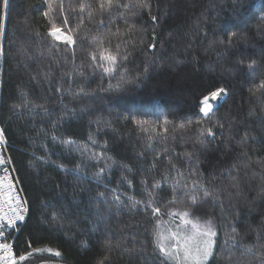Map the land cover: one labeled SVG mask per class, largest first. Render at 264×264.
Here are the masks:
<instances>
[{
    "label": "trees",
    "instance_id": "16d2710c",
    "mask_svg": "<svg viewBox=\"0 0 264 264\" xmlns=\"http://www.w3.org/2000/svg\"><path fill=\"white\" fill-rule=\"evenodd\" d=\"M51 3L50 15L64 31L75 33V45L54 41L47 34L50 25L43 13L48 0H11L6 16L0 0V24L5 26L0 35V127L29 209L15 236L14 251H29L26 242L31 241L32 247L62 253L60 257L39 253L23 264H98L104 256H108L106 264H172L154 248L157 218L152 209L146 210L144 204L130 206L129 197L148 199L141 181L147 182L149 190L160 182L153 207L161 208L162 231L168 221L179 223L169 212L188 210L193 220L211 218L221 241L225 232L231 233L229 225L234 222L241 236L247 233L244 243H255L254 230L264 220V181L252 178L253 170H264L257 163L264 161V99L250 90L264 78V0H242V6L233 0H149L150 9L127 19L119 13L128 10L115 3L111 14L103 16L95 11L97 0H63V13L61 0ZM81 3L92 5L91 19L87 10L80 11ZM25 17L30 25L27 30L21 23ZM141 29L148 30V42L156 32L155 50L121 45L120 52L128 53V60L113 77L88 67L90 52L95 50L93 37L119 30L121 35L104 45L114 49L122 40L138 41ZM232 32L238 34L234 46L217 56L221 49L213 42L227 40ZM22 46L31 59L21 54ZM237 59L245 63L256 59L260 70L253 77L245 66H236ZM81 70L83 77L78 75ZM69 72L71 76L65 75ZM121 75L131 83H124ZM81 86L93 95L74 98L72 93ZM220 86L228 94L212 101L215 111L204 117L199 101ZM25 98L43 108L12 109ZM218 124L223 125V133ZM202 128L214 132V138H205L204 144L197 142ZM246 132L249 139L240 143ZM69 139L84 146L83 152L63 143ZM93 153L103 158L92 160ZM244 153L251 158V167L247 175L243 169L240 172L243 191L239 197L222 195V203L208 198L194 206L182 197H178L180 202L168 203L173 180L191 183L197 179L191 174L195 169L200 170L199 179L209 191H222L229 185L230 174H236L233 164L242 167L249 162ZM77 166L80 173L73 171ZM100 168L104 172L97 178ZM99 193L105 198H99ZM194 194L203 196L202 192ZM113 195L120 197L119 203ZM52 204L65 210L62 221H51ZM107 239L136 251L125 252L122 247L109 253L104 247ZM245 259L256 264L251 256ZM212 264H225L223 256L217 255Z\"/></svg>",
    "mask_w": 264,
    "mask_h": 264
},
{
    "label": "snow or ice",
    "instance_id": "6c2138e0",
    "mask_svg": "<svg viewBox=\"0 0 264 264\" xmlns=\"http://www.w3.org/2000/svg\"><path fill=\"white\" fill-rule=\"evenodd\" d=\"M122 7L127 9V14L124 12L119 13L122 18L127 19L128 17H136L141 14V11L144 9H150L151 5L149 0H134L133 3L120 4L119 0H97V8L95 11H98L101 16L104 13L111 14V11L114 7ZM234 5L242 6V0H233ZM11 0H3V8L5 9V16L7 15V9L10 7ZM80 11L83 13L84 11H88L89 19L93 16V9L91 4L81 3L79 5ZM53 11V6L51 0H48V10L43 13V15L48 18L49 27L47 29V34L53 38L54 41H62L67 45H75L77 43V38L75 33L69 29L68 31H64L61 26L56 22L55 18L50 14ZM59 11L63 13V0H61ZM153 21L157 20L156 16H151ZM264 19V17H262ZM63 25H68L67 17L63 18ZM24 25V29L27 30L30 28L28 18L21 22ZM83 23V21H81ZM100 25L104 24V20L101 19L99 21ZM199 26V25H198ZM80 25H77V29ZM132 28L129 29V34H131ZM141 36L138 41H128L122 40L121 43H117L115 48L104 47L105 43L111 44V37L120 36L119 30L117 32H109L106 36L101 37H93L92 44L95 45V50L90 52L91 62L88 67L93 69L99 68L102 72L108 77H113L117 74V72L122 68V65L128 60V53H121L120 48L121 45L127 49L129 43L133 46L137 44L140 46H146L149 49L155 50L157 47V34L155 31L152 32L150 37L151 42H148V38L146 36L147 29H141ZM5 32V26L0 24V35H3ZM205 36L207 35L206 30L204 31ZM36 36H40V33H35ZM238 34L236 32H232L227 40L221 39L219 41H214L213 45H218L221 51L217 52V56L223 55L227 50L231 49L234 44V38H236ZM21 54L26 56L28 59H31V55L28 53L27 48L21 47ZM0 54H2V49H0ZM237 67L245 66L249 70V74L255 77L257 71L260 70L259 61L256 59H249L246 63L243 59H237L235 61ZM124 72L127 69H123ZM65 75L71 76L72 73H65ZM78 75L81 77L84 76L83 71L81 70ZM121 80L124 83H131L130 80H125L124 76L121 75ZM111 88V84H109ZM120 85H117V89H119ZM60 91V89H58ZM70 91V89L65 90ZM251 94L255 96L257 93L260 94L259 99H264V78L259 79L258 82L255 83L254 88L250 90ZM228 94V89L220 86L216 87L206 95L202 97L199 101V112L203 114L204 117H209L215 111V106L212 101H218L222 96H226ZM74 98H79L81 96L87 97L93 95V93L86 92L84 87L81 86L78 91L72 93ZM24 107L28 109L30 112L34 111L37 107L43 108V105H33L30 104L29 101L25 98V101L21 105H12V109ZM47 111V109H44ZM101 121L97 120L99 124ZM199 123V121H195ZM137 124H147L146 120H136ZM165 123H167V118H165ZM188 123H193V121L189 120ZM184 125H181L183 127ZM217 127L223 133V125H217ZM167 129H165V132ZM231 131V130H229ZM214 138V132L212 128H202L199 131V139L198 143L204 144L205 138ZM231 138V135L229 136ZM4 129L0 128V143L4 141ZM55 139V136H53ZM151 139V137L149 138ZM249 139L248 133H244L241 138L240 143H245ZM68 145H75L76 151L83 152L84 146L77 145L75 141L69 139L67 141H63ZM95 143V141H93ZM245 157H247V153H244ZM188 158L191 159V154H187ZM92 160L100 161L103 158V154H95L93 153L90 157ZM248 158V163L240 165L233 164L232 170L235 171V175L230 174V182L229 185L220 192L213 194V192L209 191V188L205 185V183L201 182L199 176L202 175L199 169H195L191 174L196 175L197 179L193 180L191 183L182 182L181 179H174L172 183L173 195L172 199L168 201V203H177L180 202L178 197L187 198L191 205H196L198 202H203L208 198H211L214 202L222 203V195H227L228 197L236 196L239 197L242 194V178L240 176L241 170H245V175H247V170L251 167V158ZM40 159H43L41 157ZM9 163V160L5 159L3 155H0V169H2V174H0V264H23V262L27 261L29 258L35 256L39 253H49L55 257H60L62 255L61 251L54 250L50 247L48 248H36L32 247V242L28 241L27 247L30 249L29 251L23 254H17L14 251V246L12 243L6 242V234L4 228L7 226L9 228L15 227L17 221L24 220L23 212H27L28 209L24 207L26 201L22 200L19 196L18 189L16 187V181L14 177L11 175L9 168L6 166ZM258 164L262 165L264 168V161H257ZM111 168V165H106ZM63 168V165H60ZM173 169H176V165H172ZM76 173H80L81 169L77 166L74 169ZM178 171V175L183 177V173ZM104 172V168H100L96 173L97 178ZM259 176L262 181H264V170L261 172L252 171V178ZM126 179V178H125ZM167 179V177H165ZM131 184V181H128ZM142 184L145 185L144 191L147 194V201L136 200L133 197H129L131 208H135L138 204H144L145 209H152V214L157 218V223L153 232V242L154 248L159 251L162 256L171 261L172 264H212L213 258L217 257V255H221L224 258L225 264H252V261H247L245 258L251 256L253 261L256 264H264V243L261 241L264 240V220L260 222V227L255 229V243H244L246 239V235L241 236L235 228V223H230V227L232 229L231 233L225 232L224 239L221 241L219 239V232L217 230V226L213 223L212 219H206L201 221L200 218H196L193 220L190 218V212L188 210L178 211V212H169V216L178 217L179 223H175V221H168L164 230H161V225L165 222L159 219V215L161 213L160 207H153L156 203L154 199V190L160 187V182L157 181L152 184V190H149L146 181H141ZM182 189V191H180ZM115 193V189H113ZM202 192L203 196L200 197L197 194ZM99 198H105L104 193L98 194ZM113 200L117 203L120 202V197L118 195H113ZM51 216L50 219L52 222L62 221L64 218L65 210L63 208H58L55 204L51 206ZM118 214V213H117ZM104 247L107 252H111L113 248H122L125 252L136 251V249H128L124 247L123 242L113 244L110 239L104 241ZM219 249V253L217 252ZM256 249L260 251L257 252ZM227 253V255H224ZM238 253V254H237ZM108 256H104L101 260L98 261V264H106Z\"/></svg>",
    "mask_w": 264,
    "mask_h": 264
},
{
    "label": "built area",
    "instance_id": "2783aa9c",
    "mask_svg": "<svg viewBox=\"0 0 264 264\" xmlns=\"http://www.w3.org/2000/svg\"><path fill=\"white\" fill-rule=\"evenodd\" d=\"M1 128V127H0ZM0 155H3L5 157V159L9 160V163L6 165L9 168V171L11 173V175L14 177L15 181H16V187L18 189L19 192V196L21 197L22 200L26 201V204L24 205V207H26L28 209V203L27 200L23 194V191L21 189L20 183L18 181V178L16 176L13 164L11 162V158L9 155V150H8V144L6 142V140L4 139V141L2 143H0ZM0 174H2V169H0ZM29 210V209H28ZM24 215V220L22 221H17L15 227L9 228V227H5L4 231L6 234V242L8 243H12L14 246V242H15V236L16 234L19 232L20 227L26 222L27 216H28V211L27 212H23L22 213Z\"/></svg>",
    "mask_w": 264,
    "mask_h": 264
},
{
    "label": "rangeland",
    "instance_id": "374dc122",
    "mask_svg": "<svg viewBox=\"0 0 264 264\" xmlns=\"http://www.w3.org/2000/svg\"><path fill=\"white\" fill-rule=\"evenodd\" d=\"M221 99H222V97H221Z\"/></svg>",
    "mask_w": 264,
    "mask_h": 264
}]
</instances>
